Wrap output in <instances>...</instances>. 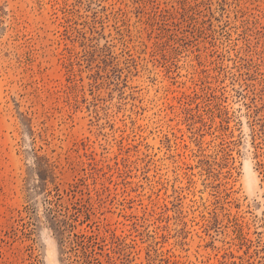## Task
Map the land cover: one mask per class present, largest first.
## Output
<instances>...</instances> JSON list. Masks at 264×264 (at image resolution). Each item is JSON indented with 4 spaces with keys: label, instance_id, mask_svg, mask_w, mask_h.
<instances>
[{
    "label": "rangeland",
    "instance_id": "rangeland-1",
    "mask_svg": "<svg viewBox=\"0 0 264 264\" xmlns=\"http://www.w3.org/2000/svg\"><path fill=\"white\" fill-rule=\"evenodd\" d=\"M0 264H264V0H0Z\"/></svg>",
    "mask_w": 264,
    "mask_h": 264
},
{
    "label": "trees",
    "instance_id": "trees-1",
    "mask_svg": "<svg viewBox=\"0 0 264 264\" xmlns=\"http://www.w3.org/2000/svg\"><path fill=\"white\" fill-rule=\"evenodd\" d=\"M83 237V238H82ZM85 237H87V236H85V235H78V234H75V238H73L72 239V241H71V243H76V244H78V245H81L83 248H85V251H86V253H88V251H87V245H85V243H84V241H83V239L85 238ZM90 236H88V238H89ZM88 254H91L90 252L88 253Z\"/></svg>",
    "mask_w": 264,
    "mask_h": 264
}]
</instances>
